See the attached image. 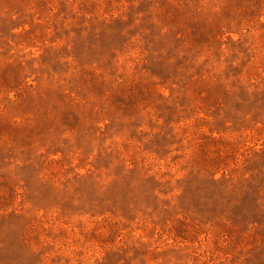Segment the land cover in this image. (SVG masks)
Instances as JSON below:
<instances>
[{
  "label": "rangeland",
  "instance_id": "374dc122",
  "mask_svg": "<svg viewBox=\"0 0 264 264\" xmlns=\"http://www.w3.org/2000/svg\"><path fill=\"white\" fill-rule=\"evenodd\" d=\"M0 264H264V0H0Z\"/></svg>",
  "mask_w": 264,
  "mask_h": 264
}]
</instances>
